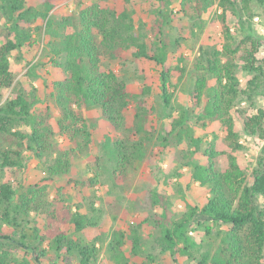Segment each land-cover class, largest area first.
<instances>
[{
	"label": "trees",
	"instance_id": "obj_1",
	"mask_svg": "<svg viewBox=\"0 0 264 264\" xmlns=\"http://www.w3.org/2000/svg\"><path fill=\"white\" fill-rule=\"evenodd\" d=\"M68 1V0H62ZM166 9L173 0H158ZM131 0H124L127 5ZM216 4L221 13L209 24L208 41L212 49L203 53L204 57L195 61L194 88L191 92L192 115L202 110L200 120L208 119L221 126L229 149L237 152L243 148L238 133V121L247 136L258 137L264 141V109L247 117L235 112V104L241 95L240 82L236 77L237 61L243 59L244 66L256 76L251 85L252 91L261 89L259 83L264 76V65L258 64L256 37L238 23L247 36L238 41L231 25L230 13L235 18L239 12H250L252 5L264 8V0H182L180 12L194 22H199ZM54 4L49 1L44 10L28 5L27 0H0V14L6 26L0 33V170L22 168L26 154L43 167L45 182L56 176L69 173L72 158L91 151L94 143L93 131L87 124L84 107L98 108L103 119L109 124L111 134L106 135L105 153L115 162L114 178L118 184L126 180L129 171L136 163L148 156L149 143L155 130L151 126L153 108H148L144 97L150 89L143 88L140 94L129 89L126 81L113 70H106V61L122 60L125 53L136 46V58H145L161 66L160 93L166 108L173 100L171 69L167 65L166 45L156 52L148 50L146 42L139 43L133 34L134 24L126 11L118 12L108 6L95 3L80 9L75 16L63 17L55 28L50 18ZM160 23L158 30L172 12L158 9ZM33 23L46 29L49 38V62L61 72V77L46 84V95L59 111L57 129L48 120L55 117L51 106L47 115L36 113L40 103L36 88L31 91L15 86L12 72V56L15 52L33 49ZM166 24V23H165ZM249 44L252 49L249 48ZM245 45L246 56L240 53ZM221 47V48H220ZM183 72L184 70L181 69ZM36 75V74H35ZM11 90L4 102L5 92ZM136 104L133 123L129 125L127 112L130 105ZM170 136L182 140L184 135L191 139V145L200 149V139L190 135L186 126V116L171 115ZM29 128L28 131L21 130ZM58 130V132H57ZM63 137L70 146L62 147L57 136ZM168 143L166 136L161 137ZM160 138V139H161ZM216 139V138H215ZM164 145V144H163ZM257 167L251 174L243 169L234 154L229 155V165L224 171L218 169L217 158L220 153L215 141L203 151L204 162L195 164L192 178L195 183L208 189L209 198L201 208L193 207L178 220H171L162 227L163 235L159 243L171 255L187 252L197 246L189 238L194 221L201 217L215 226H226L219 231V245L214 253L207 252L198 264H264V146ZM99 160L101 158H98ZM93 181V180H92ZM15 186L0 185V264H43L47 252L42 250L44 236L37 226H33V237L25 233L32 223V212L40 213L47 201V188L39 184ZM153 205L157 206V193ZM82 205L77 212L69 209L70 223L75 233L87 234L88 228H97L96 220L81 214ZM94 210L93 206L91 207ZM13 226V230L9 231ZM208 227L207 233H210ZM91 242L69 238L68 232L57 233L51 241V249L56 260L48 264H96L102 254V235ZM180 247V248H179ZM108 255L112 264H133L144 252L142 236L138 230L117 229L108 244ZM146 259L153 262L151 255Z\"/></svg>",
	"mask_w": 264,
	"mask_h": 264
},
{
	"label": "rangeland",
	"instance_id": "obj_2",
	"mask_svg": "<svg viewBox=\"0 0 264 264\" xmlns=\"http://www.w3.org/2000/svg\"><path fill=\"white\" fill-rule=\"evenodd\" d=\"M54 4L50 18L55 28L58 23L69 15L75 16L85 6L100 3L118 12L126 11L134 24L133 34L139 43L146 42L150 52H156L166 45L167 65L171 69V84L173 100L171 106L166 108L160 93L161 66L145 58H136L135 45L127 51L122 60L106 61L104 68L113 69L121 79L127 82L129 89L135 94H140L143 88H149L150 93L144 97L146 106L153 108L151 126L155 130L149 143L148 156L130 169L126 180L116 184L114 178L115 162L105 153L104 144L106 135L111 134L109 124L103 119L98 108L84 107L87 124L94 134V143L91 151L82 156L72 158V167L69 173L56 176L53 180L45 182L46 174L43 167L26 151L25 166L0 170V185L9 183L21 191L20 185L39 184L47 188V204L42 212H32V223L25 229V233L33 237V226L42 232L45 242L42 250L47 252L43 264L56 260V255L51 249V241L60 232H68L69 238L82 242H91L98 235H102V254L96 264H112L108 255V244L113 232L117 229L138 230L142 236L144 254L133 261V264H198V260L207 252L214 253L219 245V231H224L226 226H215L201 217H196L190 228L189 238L197 244L187 252H180L173 256L165 252L159 240L163 235L162 227L171 220H178L193 207L201 208L209 198L208 189L195 183L192 174L195 164L204 162L203 151L215 141L216 149L220 153L217 158L218 169L224 171L229 165V155L234 154L243 169L249 174L257 167L264 141L258 137L247 136L238 121V133L243 148L233 152L228 147L225 134L217 122L200 120L202 110L197 114L191 113V92L194 88V64L197 59L204 57L212 49L208 41L209 24L211 20L221 13V7L216 4L199 22H194L180 12L182 0H173L171 7L166 9L164 3L158 0H131L127 5L124 0H27L29 6L44 10L46 3ZM240 1V0H238ZM158 9L172 12L171 17L161 26L162 35L158 27L160 16ZM231 25L238 41L247 36L246 31L238 28V23L249 29L256 37L258 50L256 58L258 64L264 65V8L252 5L250 12H239L235 18L230 13ZM6 23L0 14V33L5 31ZM33 40L36 45L33 49L15 52L12 56V72L15 77V86L26 91L33 88L37 92L40 103L36 113H43L48 117L47 107L51 106L55 117L49 119V124L57 129V118L60 116L53 101L46 95L45 86L61 77V72L49 62V38L46 29L39 23H33ZM0 35V44H1ZM221 48V47H220ZM249 48L252 49L249 44ZM245 45L242 46L241 55L246 56ZM243 59L237 61L236 77L240 82L241 95L235 104V112L247 117L264 109V76L259 83L261 89L252 91L256 74L245 69ZM181 69L184 71L182 72ZM36 74V75H35ZM11 90L5 92L3 102L10 96ZM136 104L130 105L127 118L129 125L133 123ZM186 116L190 135L200 139V149L191 145V139L184 135L182 140L170 136L169 116ZM28 131L29 128L22 127ZM58 132V130H57ZM114 136V134H111ZM162 136L169 142L163 143ZM161 138V139H160ZM216 138V139H215ZM62 147L70 146L63 137L57 136ZM164 144V145H163ZM98 158H101L100 160ZM93 180V181H92ZM154 193L158 194L157 206L153 205ZM264 206V197L260 198ZM81 204L80 213L86 214L98 223L97 228L89 227L87 234L75 233L73 224L70 223L69 209L77 212ZM93 206L94 210L91 209ZM211 227L210 233H207ZM13 230V226L8 229ZM38 244L39 239L34 238ZM180 248V247H179ZM151 255L154 261L146 259ZM73 264H77L72 258Z\"/></svg>",
	"mask_w": 264,
	"mask_h": 264
}]
</instances>
